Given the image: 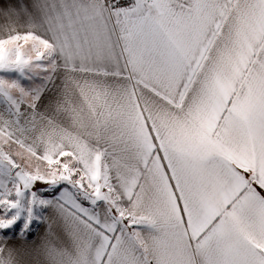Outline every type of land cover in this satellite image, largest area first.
Wrapping results in <instances>:
<instances>
[{
    "label": "snow or ice",
    "instance_id": "snow-or-ice-1",
    "mask_svg": "<svg viewBox=\"0 0 264 264\" xmlns=\"http://www.w3.org/2000/svg\"><path fill=\"white\" fill-rule=\"evenodd\" d=\"M0 264H264V0H0Z\"/></svg>",
    "mask_w": 264,
    "mask_h": 264
}]
</instances>
